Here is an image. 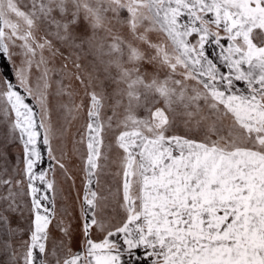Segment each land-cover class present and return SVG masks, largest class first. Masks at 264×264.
I'll use <instances>...</instances> for the list:
<instances>
[{
  "label": "snow or ice",
  "instance_id": "obj_1",
  "mask_svg": "<svg viewBox=\"0 0 264 264\" xmlns=\"http://www.w3.org/2000/svg\"><path fill=\"white\" fill-rule=\"evenodd\" d=\"M0 264H264V0H0Z\"/></svg>",
  "mask_w": 264,
  "mask_h": 264
},
{
  "label": "rangeland",
  "instance_id": "obj_2",
  "mask_svg": "<svg viewBox=\"0 0 264 264\" xmlns=\"http://www.w3.org/2000/svg\"><path fill=\"white\" fill-rule=\"evenodd\" d=\"M3 70V65H0V71H2Z\"/></svg>",
  "mask_w": 264,
  "mask_h": 264
}]
</instances>
